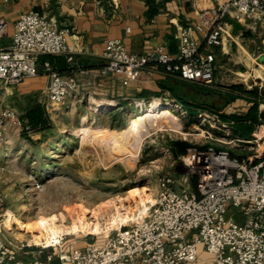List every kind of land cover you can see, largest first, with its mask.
I'll list each match as a JSON object with an SVG mask.
<instances>
[{"label":"rangeland","instance_id":"1","mask_svg":"<svg viewBox=\"0 0 264 264\" xmlns=\"http://www.w3.org/2000/svg\"><path fill=\"white\" fill-rule=\"evenodd\" d=\"M258 29L251 36L237 35L231 53L217 56L210 85L185 81L167 95L142 97L80 88L51 103L45 90L30 84L31 78L15 84L0 80V114L12 108L19 121L7 120L0 127V192L4 196L0 221L2 235L24 264L46 260L48 255L57 263L59 252L101 241L147 215L159 178L171 174L182 182L185 177L182 154L174 153L172 140L213 143L239 153L231 144L204 137L207 132L212 137L225 132L195 127L192 115L210 112L208 107L246 115L257 97L264 101V27ZM187 99L196 105L189 108ZM173 100L188 113L172 111ZM155 101L168 105L172 114L147 119L134 135L110 134L125 130L142 107ZM35 103L44 107L48 119L38 128L22 117ZM193 177L189 175L176 188L191 189ZM56 215V221L45 220Z\"/></svg>","mask_w":264,"mask_h":264},{"label":"built area","instance_id":"2","mask_svg":"<svg viewBox=\"0 0 264 264\" xmlns=\"http://www.w3.org/2000/svg\"><path fill=\"white\" fill-rule=\"evenodd\" d=\"M198 11L199 21L179 29L175 55L161 44L137 53L120 38H105L101 53L104 63L96 75L111 76L128 85L141 78L145 69L150 73V66H161L166 74L210 85L217 61L214 49L222 48L232 34L227 18L256 29L264 24V0H226ZM7 28V19L0 16L1 81L15 84L45 74L51 103L79 91L78 82L62 76L49 61L42 63L41 70L38 67L41 55L73 51L67 41L69 27H60L54 16L30 8L19 14L10 41L3 44ZM257 100L256 123L246 136L235 130L232 119L221 117L232 114L208 108L210 112L192 115L195 127L223 129L225 134L218 137L208 132L203 136L231 144L238 154L213 143L192 145L181 155L183 181L171 174L162 175L147 215L101 241L59 252L57 263L48 255L46 260L31 264H195L200 261L201 250L211 257L206 264H264V101L260 97ZM171 102L172 111L188 113L181 103ZM7 120L19 122L12 108L1 112L0 127ZM189 175L196 177L195 189L176 188L187 182ZM3 202L0 192V211ZM2 232L0 221V264H24Z\"/></svg>","mask_w":264,"mask_h":264},{"label":"crops","instance_id":"3","mask_svg":"<svg viewBox=\"0 0 264 264\" xmlns=\"http://www.w3.org/2000/svg\"><path fill=\"white\" fill-rule=\"evenodd\" d=\"M224 1L226 0H0V16L8 21L7 34L2 43L10 41L13 23L19 14L34 8L54 16L60 27L70 28L67 41L73 51L46 57L62 76L75 79L81 88L92 89L91 91L118 95H167L175 92V85L181 82L187 84L185 81L188 80L166 74L161 66H150V73L145 69L141 78L128 85H122L111 76L96 75L104 63L101 56L104 39L120 38L130 51L137 53L146 52L161 44L170 54L175 55L178 50L179 29L199 21L198 10L211 8ZM151 9L155 10L152 14ZM244 25L251 34L243 35L241 30L233 33L231 25L232 34L225 39L222 48H216V58L218 55L227 56L231 53V47L237 44V35L251 36L257 32ZM258 27L259 31L264 24ZM70 55L71 59L68 58ZM42 56L38 59L40 70ZM29 82L35 88L39 87L47 92V75L31 77ZM187 101L195 102L190 99ZM210 258V255L201 250L200 261L195 264H206Z\"/></svg>","mask_w":264,"mask_h":264},{"label":"trees","instance_id":"4","mask_svg":"<svg viewBox=\"0 0 264 264\" xmlns=\"http://www.w3.org/2000/svg\"><path fill=\"white\" fill-rule=\"evenodd\" d=\"M152 10V11H151ZM151 14L155 11L154 9H151ZM49 54H45L42 56V62L45 60L49 61L48 57ZM50 56V55H49ZM51 63V61H49ZM52 64V63H51ZM52 66L56 68L53 64ZM57 69V68H56ZM58 70V69H57ZM59 72V71H58ZM251 94H254L256 96V89H252L250 91ZM148 93H142L141 96H146ZM254 100V99H253ZM189 108L192 107L193 104L196 105L194 102H188L186 101ZM194 106V105H193ZM209 109H217L214 107H208ZM190 110V109H189ZM256 111H257V102L255 101L253 105L249 108L248 113L243 116V115H225L221 114V117L223 119H232L235 122V130L239 132L240 135L246 136L251 133V131L254 129V125L256 123ZM264 117V112L262 113ZM23 119H25L32 128H38L42 127L45 125L48 121L44 107L40 103H35L33 106H31L24 114H23ZM192 144L188 140H183V139H176L172 140L171 142V148L174 151L175 154H184L189 147H191ZM192 188L195 189L196 187V177L192 178Z\"/></svg>","mask_w":264,"mask_h":264},{"label":"bare ground","instance_id":"5","mask_svg":"<svg viewBox=\"0 0 264 264\" xmlns=\"http://www.w3.org/2000/svg\"><path fill=\"white\" fill-rule=\"evenodd\" d=\"M172 112L170 110V107L164 103L161 102H152L149 105H146L142 107V110L138 112L133 119V122H131L125 130H113L110 131V134H117L121 136H127V135H134L140 128V125H142L147 119L159 117V116H166L171 115ZM63 215V214H62ZM58 218V215L56 216H49L48 218H45L46 221L52 220L56 221ZM17 221V220H16ZM44 220H42L40 223L43 224Z\"/></svg>","mask_w":264,"mask_h":264},{"label":"water","instance_id":"6","mask_svg":"<svg viewBox=\"0 0 264 264\" xmlns=\"http://www.w3.org/2000/svg\"><path fill=\"white\" fill-rule=\"evenodd\" d=\"M227 21L232 25L233 33H238V31L241 30L243 35L251 34V31L249 29H245V25L241 22L231 17H228Z\"/></svg>","mask_w":264,"mask_h":264}]
</instances>
